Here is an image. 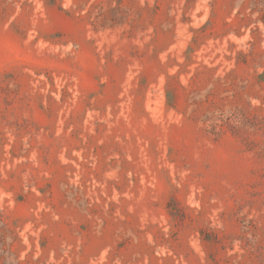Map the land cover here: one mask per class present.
<instances>
[{
    "label": "rangeland",
    "instance_id": "rangeland-1",
    "mask_svg": "<svg viewBox=\"0 0 264 264\" xmlns=\"http://www.w3.org/2000/svg\"><path fill=\"white\" fill-rule=\"evenodd\" d=\"M0 264H264V0H0Z\"/></svg>",
    "mask_w": 264,
    "mask_h": 264
}]
</instances>
